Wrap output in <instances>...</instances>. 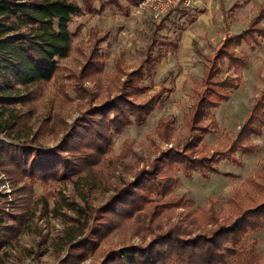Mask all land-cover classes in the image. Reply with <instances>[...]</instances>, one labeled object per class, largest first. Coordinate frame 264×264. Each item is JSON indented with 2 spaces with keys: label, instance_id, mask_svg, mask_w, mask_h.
<instances>
[{
  "label": "trees",
  "instance_id": "trees-1",
  "mask_svg": "<svg viewBox=\"0 0 264 264\" xmlns=\"http://www.w3.org/2000/svg\"><path fill=\"white\" fill-rule=\"evenodd\" d=\"M137 2L0 0V133L10 139L0 138V166L20 194L14 200L17 208L6 211V195L0 193V257L1 249L19 231L26 225L31 227L27 221H31L36 212L41 217L52 211L66 222L58 241L67 249L58 264H79L86 259L117 227L116 217L133 218L134 233L141 236L143 242L110 249L98 264H229V259L233 260L232 264H264L257 254L256 240L246 239L249 231L263 225L264 162L253 181L258 200L249 206L238 207L232 218L218 222L216 213L210 208L206 221L211 226L205 232L194 233L181 222L156 232L151 229L152 220L160 214L161 206L164 209L185 208L192 203L186 201L184 195L163 199L177 181L176 172L181 171L183 176L190 178L194 173L206 175L205 170L211 167L209 162L217 151L209 155L208 151L197 149L203 136L217 128L214 110L228 97L231 89L238 87L241 69L249 64L248 53L237 47L257 44L258 39L264 37V3L257 6L256 13L244 28L226 34L212 53L202 54V76L187 109L182 138L175 139L169 148L147 160L134 171L131 181L115 186L102 204L92 206L84 201L85 193L94 188L99 167L123 157L130 147L127 142L119 155H108L114 135L130 124L144 123L161 97L157 90L140 99L147 90L145 77L154 73L157 62L164 56L157 31L169 13L150 33L138 65L124 71L115 93L100 102L92 104L93 92L84 81L101 70L100 42L108 34L90 32L89 53L77 71L68 73L58 59L67 57L72 50L73 33L69 24L75 17L85 13L100 14L112 6L128 14L129 5ZM235 7H238L236 2L231 8ZM224 66L232 73L223 74ZM61 75L73 79L76 93L87 100L86 106L66 126L57 144L41 147L39 131L33 130L30 123L34 113L32 103L49 81ZM25 105L28 107L23 110ZM263 127L264 83L226 151L231 154L239 149L243 153L254 152L257 144L252 136L260 135ZM155 132L159 140L169 142L173 136L170 119H160ZM50 179L56 182L72 180L76 187L88 184V188L81 191L82 203L73 199L65 204L74 214L61 211L56 205L49 207L43 197L37 201L41 205L39 210L34 207L32 212L29 209L31 203L27 194H32V185ZM147 231L152 233L148 239ZM61 254L58 250L56 257Z\"/></svg>",
  "mask_w": 264,
  "mask_h": 264
},
{
  "label": "rangeland",
  "instance_id": "rangeland-1",
  "mask_svg": "<svg viewBox=\"0 0 264 264\" xmlns=\"http://www.w3.org/2000/svg\"><path fill=\"white\" fill-rule=\"evenodd\" d=\"M235 2L238 7L232 9ZM260 3H264V0H193L170 10L163 26L157 31L164 56L157 62L154 73L145 77L147 90L140 99H145L157 90L161 97L144 123L130 124L114 135L108 155H119L122 149L125 150L127 142L130 147L123 157L99 167L100 173L96 176L94 188L85 193L84 201L92 206L102 204L115 186L131 181L134 171L145 165L147 160L169 148L175 139L182 138L186 129L187 109L202 76V54L212 53L226 34L244 28ZM205 14H209V17L206 18ZM141 17L147 16H137L130 11L125 14L112 6L100 14L75 17L69 24V30L73 33V47L67 57L58 59V63L68 73L77 71L85 61L91 45L90 32L98 35L109 32L108 38L100 42L101 70L84 81V85L93 92L92 104L115 93L119 78L124 71L138 65L150 33L163 18L152 21L149 17L143 20ZM192 41H195V46ZM237 49L248 53L249 64L241 69L242 79L238 87L231 89L228 97L214 110L217 128L203 136L197 149L208 151L209 155L217 151L209 162L214 169L207 168L206 175L194 173L190 178L183 176L181 171L176 172L177 181L163 199L184 195L186 201L191 200L192 203L185 208L164 209L161 206L160 214L151 223V229L155 232L177 222L192 229L194 233L205 232L211 226L206 221V213L210 208L216 213L218 222H223L225 218H232L238 207L249 206L258 200V190L253 181L257 179V172L264 162V127L260 135L252 136L257 144L254 152L243 153L239 149L231 154L226 150L264 83V37L259 38L257 44H243ZM222 73L232 72L224 66ZM86 102L84 97L76 93L72 78L61 75L49 81L32 103L34 113L30 123L33 130L39 131V145L50 147L57 144L66 126L85 108ZM27 107L22 106V109L26 110ZM163 118L170 119L173 127V136L169 142L159 140L155 132L158 121ZM0 138L9 139L2 133ZM87 188L88 184L76 187L72 180L37 181L32 185V194H27V200L31 203L29 209L32 212L34 207L36 211L39 210L41 205L37 201L43 197L49 207L56 205L61 211L74 214L65 204L73 199L82 203L81 191ZM0 193L6 195V211L17 208L14 200L20 194L15 191L1 166ZM116 218L117 227L79 264H98L110 249L143 242L142 237L134 233L133 218ZM27 222L31 227L27 228L26 225L1 249L0 264H58L67 249L58 241V236L66 226L63 217L52 211L38 217L36 212L33 219ZM35 226H38V232ZM145 234L147 239L152 236L149 231ZM248 238L256 240L257 254L264 260V219L260 228L246 234ZM58 250L62 254L56 257ZM228 263L232 264L233 260L229 259Z\"/></svg>",
  "mask_w": 264,
  "mask_h": 264
},
{
  "label": "built area",
  "instance_id": "built-area-1",
  "mask_svg": "<svg viewBox=\"0 0 264 264\" xmlns=\"http://www.w3.org/2000/svg\"><path fill=\"white\" fill-rule=\"evenodd\" d=\"M193 0H138L134 5H130V12L137 16H147L152 21H159L168 14L172 8L180 4H188Z\"/></svg>",
  "mask_w": 264,
  "mask_h": 264
},
{
  "label": "crops",
  "instance_id": "crops-1",
  "mask_svg": "<svg viewBox=\"0 0 264 264\" xmlns=\"http://www.w3.org/2000/svg\"><path fill=\"white\" fill-rule=\"evenodd\" d=\"M206 7L208 8V6H206ZM209 12H210V11H209ZM85 14H92V13H85ZM81 16H83V15H81ZM205 16H206V18H208V17H209V14H205ZM77 17H78V16H77ZM79 17H80V16H79ZM144 18H148V17H141L140 19L143 20ZM140 19H139V21H142V20H140ZM150 20H151V19H150ZM203 31H204V30H203ZM104 33L109 34L108 31H107V32H104ZM198 33H200V32H198ZM107 38H108V37H107ZM107 38H106V39H107ZM223 38H224V37H223ZM106 39H105V40H106ZM105 40H103V41H105ZM192 43H193V41H192ZM161 59H162V58H161Z\"/></svg>",
  "mask_w": 264,
  "mask_h": 264
}]
</instances>
